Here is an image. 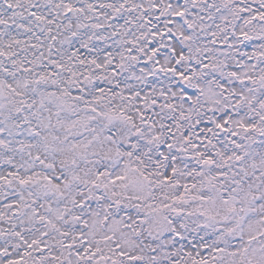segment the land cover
<instances>
[{"label":"snow or ice","instance_id":"6c2138e0","mask_svg":"<svg viewBox=\"0 0 264 264\" xmlns=\"http://www.w3.org/2000/svg\"><path fill=\"white\" fill-rule=\"evenodd\" d=\"M0 264H264V0H0Z\"/></svg>","mask_w":264,"mask_h":264}]
</instances>
